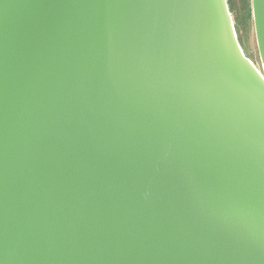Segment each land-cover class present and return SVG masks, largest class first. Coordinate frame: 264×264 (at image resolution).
<instances>
[{
  "label": "water",
  "instance_id": "water-1",
  "mask_svg": "<svg viewBox=\"0 0 264 264\" xmlns=\"http://www.w3.org/2000/svg\"><path fill=\"white\" fill-rule=\"evenodd\" d=\"M260 71L227 0H0V264H264Z\"/></svg>",
  "mask_w": 264,
  "mask_h": 264
},
{
  "label": "rangeland",
  "instance_id": "rangeland-1",
  "mask_svg": "<svg viewBox=\"0 0 264 264\" xmlns=\"http://www.w3.org/2000/svg\"><path fill=\"white\" fill-rule=\"evenodd\" d=\"M239 43L246 56L263 71L253 21L252 0H227Z\"/></svg>",
  "mask_w": 264,
  "mask_h": 264
},
{
  "label": "trees",
  "instance_id": "trees-1",
  "mask_svg": "<svg viewBox=\"0 0 264 264\" xmlns=\"http://www.w3.org/2000/svg\"><path fill=\"white\" fill-rule=\"evenodd\" d=\"M248 57V56H247Z\"/></svg>",
  "mask_w": 264,
  "mask_h": 264
}]
</instances>
